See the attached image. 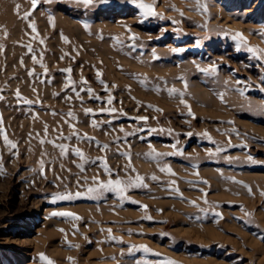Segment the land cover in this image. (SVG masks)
I'll return each mask as SVG.
<instances>
[{
	"label": "rangeland",
	"instance_id": "rangeland-1",
	"mask_svg": "<svg viewBox=\"0 0 264 264\" xmlns=\"http://www.w3.org/2000/svg\"><path fill=\"white\" fill-rule=\"evenodd\" d=\"M0 116V264H264V0H0Z\"/></svg>",
	"mask_w": 264,
	"mask_h": 264
},
{
	"label": "snow or ice",
	"instance_id": "snow-or-ice-1",
	"mask_svg": "<svg viewBox=\"0 0 264 264\" xmlns=\"http://www.w3.org/2000/svg\"><path fill=\"white\" fill-rule=\"evenodd\" d=\"M32 3L35 5V4L37 3V0H32ZM84 3L89 4V3H91V0H84ZM141 7L149 8V6H147V5H141ZM149 10H150V9H149ZM27 15H28V13L25 14V18L27 17ZM32 27H33V29L35 30V26L32 25ZM41 42H42V41H41ZM67 71H70V69L67 70ZM89 91H91V90H89ZM109 103H111V100H109ZM88 111H91V110H88ZM141 119H143V118H141ZM0 123H2V116H0ZM4 139H5V141H7L8 138H7L6 135H5ZM9 143H10V142H9ZM13 147H15V145H13ZM60 147H61L62 149L64 148L63 145H60ZM77 152H78V154H79V150H77ZM115 183L119 184V181H116ZM193 203H194V202H193ZM58 215L69 216V215H72V214H71V213H58ZM42 259H47V257H44L43 254H42ZM48 264H52V262H51V261H48Z\"/></svg>",
	"mask_w": 264,
	"mask_h": 264
}]
</instances>
